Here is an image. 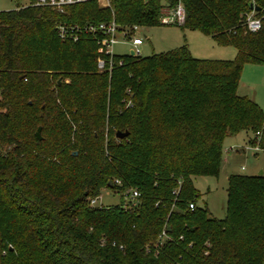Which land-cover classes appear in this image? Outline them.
<instances>
[{
	"label": "trees",
	"instance_id": "trees-1",
	"mask_svg": "<svg viewBox=\"0 0 264 264\" xmlns=\"http://www.w3.org/2000/svg\"><path fill=\"white\" fill-rule=\"evenodd\" d=\"M177 2L0 11V264H264V177L229 176L223 219L197 205L192 181L217 177L227 137L250 133L264 150V115L238 94L243 66H264V0H180L179 27L232 47L233 61L178 48L113 55L99 72L95 36L62 41L55 31L160 26ZM249 4L255 33L242 24ZM105 189L121 202L91 206ZM134 190L136 206L124 208Z\"/></svg>",
	"mask_w": 264,
	"mask_h": 264
},
{
	"label": "rangeland",
	"instance_id": "rangeland-1",
	"mask_svg": "<svg viewBox=\"0 0 264 264\" xmlns=\"http://www.w3.org/2000/svg\"><path fill=\"white\" fill-rule=\"evenodd\" d=\"M31 2L32 0H0V11L14 10ZM162 12L164 14V10ZM135 37L143 39V45L139 47L142 58L164 55L178 48H185L193 58L200 60L233 61L236 57L232 47H220L200 32L182 30L174 25L139 27ZM131 48L132 45L128 42L118 43L113 46L112 51L114 55L123 57L129 55ZM238 94L248 97L264 115V66L252 64L243 66ZM37 127L39 124H35L33 134ZM40 136H45L42 129ZM251 138V134L245 132L225 138L217 177L192 179L194 188L199 193L197 205L206 207L213 218L223 219L225 216L229 176L253 177L261 173L260 176L264 177V150H258L250 145L248 140ZM120 202L121 198L118 195L105 189L101 191L97 205L108 207L118 205Z\"/></svg>",
	"mask_w": 264,
	"mask_h": 264
},
{
	"label": "built area",
	"instance_id": "built-area-1",
	"mask_svg": "<svg viewBox=\"0 0 264 264\" xmlns=\"http://www.w3.org/2000/svg\"><path fill=\"white\" fill-rule=\"evenodd\" d=\"M85 1L86 0H32V2L27 6L46 7L52 9L57 13H63L66 7L80 4ZM96 1L101 7H108L110 0ZM256 13L257 12H255L254 10H250L245 14L242 24L248 32L255 33L260 30L261 18L257 17ZM184 16L185 14L183 5L180 0H178L175 8L164 10V15L160 19V22L163 25L181 26L184 23ZM138 29L139 27L133 26L128 30H118L114 22L100 23L96 25H85L83 27L80 25H67L62 23L56 24L55 26L56 34L62 41H76L78 39V35L83 31L96 37V43L98 45L97 53L100 55V57L97 58L96 67L99 72L111 71L113 66L111 58L114 55L112 48L118 43H130L132 45L130 51L133 53V57H140L139 47L142 46L143 39L141 37H135V33L138 31ZM120 40H122V42H120ZM103 56L109 57L110 61L105 62ZM121 64L122 61H119L118 65ZM114 184L120 185L119 181H114ZM139 196L140 194L135 190L126 193V195L124 196L123 207L127 209L134 208L137 204V199L139 198ZM99 200L100 196L98 198L91 199L90 205L98 206L97 203ZM188 209L193 210L194 204L190 203L188 205ZM162 237L165 238L164 233H162Z\"/></svg>",
	"mask_w": 264,
	"mask_h": 264
},
{
	"label": "water",
	"instance_id": "water-1",
	"mask_svg": "<svg viewBox=\"0 0 264 264\" xmlns=\"http://www.w3.org/2000/svg\"><path fill=\"white\" fill-rule=\"evenodd\" d=\"M249 9H250V10H254L255 12H258V11H259V8H258L257 6H254L253 4H249ZM129 56H130V57H133V53H132L131 51L129 52ZM59 82H60V81H58V83H59ZM40 131H41V128L38 127L37 130H36V132H35V137H36L38 140L41 139ZM126 136H127V133H126V132H124V133L117 132V133L115 134V137H116L117 139H123V138H125ZM259 175H261V173H260ZM108 186L110 187V184H108Z\"/></svg>",
	"mask_w": 264,
	"mask_h": 264
},
{
	"label": "crops",
	"instance_id": "crops-1",
	"mask_svg": "<svg viewBox=\"0 0 264 264\" xmlns=\"http://www.w3.org/2000/svg\"><path fill=\"white\" fill-rule=\"evenodd\" d=\"M143 45V44H142Z\"/></svg>",
	"mask_w": 264,
	"mask_h": 264
}]
</instances>
